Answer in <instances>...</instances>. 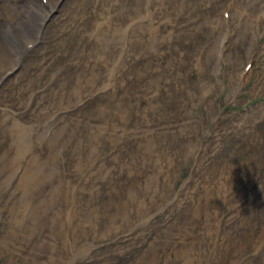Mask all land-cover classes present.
I'll return each instance as SVG.
<instances>
[{
  "label": "rangeland",
  "instance_id": "rangeland-1",
  "mask_svg": "<svg viewBox=\"0 0 264 264\" xmlns=\"http://www.w3.org/2000/svg\"><path fill=\"white\" fill-rule=\"evenodd\" d=\"M96 1L111 6L113 18L107 16L104 22L106 16L94 17L96 23L106 24L117 16L131 15L142 4L157 11L155 4L160 0ZM225 1L216 3L214 14L201 17L198 0H183V8L179 5L167 12L169 22L160 19V23L177 21L178 29L190 28L200 35L197 45L190 47L191 57L185 48L173 47L185 51L186 57L173 54L161 73L159 51L173 49L164 44L176 34L150 37L149 20L144 17L147 8L133 14L143 20L141 24L132 20L128 35L92 41L87 31L92 19L81 37L75 33L81 27L79 16L76 24L68 26V16L77 11L81 0H63L58 12L64 20L62 39L72 40L78 52L92 50L91 58L86 55L88 63L99 61L103 50L110 59L120 54L126 65L137 58L144 70H149V60L156 61L159 70L151 73L166 86V75L173 79L180 72L172 63L192 58L186 69L191 76L183 82L194 94L179 95L183 88L179 81L167 87L175 97L161 99L157 105L162 107L156 110V102L132 93L109 97L110 103L99 99L95 106L93 94L82 91L77 98L73 85L112 81L103 79V65H77L63 73L60 107L39 113L35 105L26 115L38 124L31 129L26 158H19L22 142L9 139L10 128L0 124V264H264V218L260 217L261 222L259 217L252 218L250 209L264 205V28L260 29L262 39L249 52L240 46L239 38L234 39L241 28L234 30L228 45L231 60L215 70L217 35L211 45L205 38L217 32L211 25H217L213 21L220 17ZM45 24L41 42L28 51L24 63L41 57L53 22ZM243 28L249 46L252 31L246 25ZM193 32L187 30L189 39ZM219 32L221 37L224 28ZM121 44L130 52L121 54ZM157 45L164 46L156 54ZM207 48L211 50L210 75L198 85L196 57ZM251 55L254 62L242 78L240 71ZM22 62L0 88V96L23 86ZM94 71L98 73L92 78ZM124 80L132 78L125 75ZM150 80L154 79L143 80L145 88ZM140 82L134 89H143ZM120 100L132 103L124 106L126 114L118 108ZM14 104L19 111L25 110L22 104ZM2 112L0 107V120ZM7 153L9 158H4ZM245 241L262 242L261 250L247 253L241 246ZM222 251L229 255L220 258Z\"/></svg>",
  "mask_w": 264,
  "mask_h": 264
},
{
  "label": "bare ground",
  "instance_id": "bare-ground-1",
  "mask_svg": "<svg viewBox=\"0 0 264 264\" xmlns=\"http://www.w3.org/2000/svg\"><path fill=\"white\" fill-rule=\"evenodd\" d=\"M182 1L183 0H160V12H158L159 9L157 11H153L148 8L147 5L144 6L143 4V6L140 5L132 9L135 11L139 7L147 8V13L145 14V17L149 20L147 25L149 26L150 37L155 38V35H161V33L163 32H165L166 36L176 34L173 40H167L168 43L164 45L170 46L172 48L177 46L181 49L185 48L184 50H186L189 56L191 57L193 55V52L191 51L190 47H192L193 45H197L200 40V35H198V33L193 32L190 28L178 29L176 24L177 21H172L170 23H160V19H163L164 22H169L170 20L167 17L169 16V14L167 12L176 10L179 5V9L183 8L181 4ZM198 1L200 3L199 11L201 10V17H208L209 15L214 14L216 3L220 0ZM62 2L63 0H0V88L4 86L6 80H8L11 75H15L18 72L17 70H20V67L18 66L21 64L22 61V66L24 68L23 75L20 79L22 80V82H24L23 86L20 82L21 85L19 87L8 90L5 95L0 96V107L3 110V115L0 120V124L5 123L10 128L9 139L14 137L15 140H17L18 142H22L21 145L23 146V150L21 153H19V158L24 159L27 157L28 151L30 149V147L28 146V142L31 129L33 127L38 126L37 123H31V119H27L26 115H28L29 112L33 110L35 105V107H40L39 113H49L50 110L60 107L59 104L62 103L63 99L61 96V93L63 94V88L61 83L63 73L65 74L66 72L74 70L77 65L78 67H91L103 65L105 68L103 79L107 78L106 81H112L111 84L108 82L107 84L103 83L98 86H96L95 83H91L89 86H82L79 83L73 85L75 86L74 91L76 93L77 98H79V94L82 91H87L90 94H93L94 96L92 99L95 106H98L99 103L97 102V100L99 99H102V102L105 101V103H110L112 102V100L109 99V97H115L118 95H122V97H124L132 93L138 94L142 96V98L146 96V99L150 102H156L155 107L153 108L154 110H156L162 107L161 104L157 105L159 101L161 102V99H169V96L170 98L175 97V95L171 92V89L167 88L169 85L172 86L173 84H176L179 81L183 82L184 78L191 76V74L188 73L186 69L190 64L189 59L192 58H189L186 61H174L172 63L174 68L178 69L180 72L178 71L179 75H176L173 79L170 78L167 74L166 79L169 81V83H167L166 86L162 85L160 82L155 80L154 76L152 75L153 73H151H157V70H159L160 65H158L156 61L149 60V70H144L145 68L142 66L143 61L139 62L137 58L131 59L132 61L130 60L131 62L126 65L125 61L127 60H125V58L123 57L121 58L120 54L117 57L110 59L109 53L103 50L101 54L102 58L100 57L99 61L97 60L93 63H88L87 58L82 56L83 52H78L75 50V45L72 40H68L67 37L62 39V25L64 24V20L62 15L60 16L58 14ZM111 2H113V0H111ZM243 2L246 5L250 6V8L264 6V0H243ZM90 5H93V7H90ZM110 9L111 6H106L101 2L98 3L96 0L92 4L90 3V1L81 0L77 11H73L74 14L68 16L69 19H71L70 25L68 26L70 28L72 25L76 24L77 22H75L74 20L77 16H79L82 19V22L80 23L81 27L77 29L76 36L81 37V31L87 29V26H90L92 19L94 21L93 26L91 28L89 27V30H87L90 32V35H92V41H106L108 36L124 37L128 26L132 24V20H137L141 24V19H138V16L136 15L133 16V14L138 10H136L134 13L132 12L131 15L128 14L127 16H124L122 18L121 16H117L116 18H114V22L108 20L106 24L96 23L97 18L94 17L98 15L100 17L104 15L107 16V14L110 12ZM178 14L179 13H177V15ZM181 16L182 15L179 14L178 19H180ZM47 20H52L53 24L48 30L49 36L47 34V39L45 40V42H43V45L41 46L42 51L39 52V55L41 57L35 61L31 60L24 63V61H26L25 56L27 55L30 49L29 45L32 49L35 48L41 42L43 35L46 31V24L43 23ZM191 22H194V19H191ZM151 26L154 28L151 29ZM242 26L243 24L241 25V27ZM197 27H199V25ZM244 29L245 28L242 27L237 32L236 37L234 39L235 41H237L239 38V40L242 41L240 43V46L244 45L246 49L245 52H249L250 50L256 47V43H258L262 39L263 34L256 33V31H253L251 35L252 37L250 36V45L246 46L245 42L248 35ZM187 30H189V32H193L191 35H189L191 37L190 39L188 38ZM220 35L221 33L217 31L214 34L213 38L208 35L205 39L206 41H210L211 45L216 38V46ZM174 42H176V44ZM164 45H157V47L155 48L156 54L159 50V47ZM65 49L69 51L65 52ZM216 50L218 51V49ZM74 51H76L78 54L76 55ZM210 51L211 50L207 48L202 53V55L196 57V66L198 70L196 73V84L198 85L200 81H204L206 79V76L210 75L208 67V55L210 54ZM159 53L163 55V60L159 61V63L162 64L161 73H164L163 70H165L166 63L171 64L170 61L173 58V54L178 55L179 53H183L181 58L186 57L185 51H178V49L174 48L167 50L165 53L160 51ZM237 54L240 55L239 50ZM78 56L80 57V59L75 60V58H77ZM138 57H140V55ZM227 57V60L230 61L231 56L229 53L227 54ZM69 60L70 62H68ZM213 63L214 69H218L219 63L217 61V56L215 57ZM166 70H168V68H166ZM171 70H173V68H171ZM8 72H10V74H8ZM97 73V71L91 72L92 78L96 76ZM125 75L131 77L132 80L125 81ZM150 78L154 80L146 82L148 84V88H145V82L143 80ZM140 79L141 82L139 85H141L143 89H140L139 87H137V89H134V85L136 84V82H139ZM116 85L118 89L114 88ZM182 87V89L178 90L179 95L183 97H191L194 94L193 90H190V88L185 87L184 82L182 83ZM98 89L102 90H99V92L97 93ZM79 100L80 99H77V101ZM14 102L22 104L25 107V110L19 111L20 106H17V108L14 107ZM128 103L132 105L129 100H120L118 104H120L122 107L118 106L119 110L125 112L126 114L128 108H125L124 106L129 107ZM182 105L185 106L184 104ZM263 108L264 106L261 107L262 112L264 111ZM52 125V123L49 124V127H51ZM1 142H6V138H3ZM236 152L242 154L240 151ZM3 157L9 158V153L4 155ZM257 163L259 165L258 161ZM262 204H264V202H262ZM250 209H252L253 211L252 218H264V205L255 204ZM261 218L259 219L260 222L262 221ZM234 236L235 234H233V237ZM261 243L262 242L259 241H245L241 243V246L244 247L247 253L250 251L259 252L261 250ZM256 248L258 249L255 250ZM228 255L229 254L226 251H222L220 258H223ZM257 255L258 253L254 254V256Z\"/></svg>",
  "mask_w": 264,
  "mask_h": 264
}]
</instances>
